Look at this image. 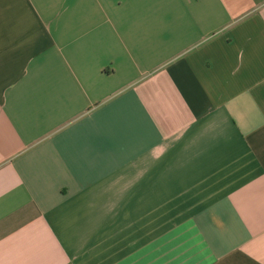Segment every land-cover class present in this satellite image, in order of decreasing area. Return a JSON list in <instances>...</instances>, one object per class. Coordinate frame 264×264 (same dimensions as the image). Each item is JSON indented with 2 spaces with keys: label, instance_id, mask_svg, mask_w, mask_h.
Instances as JSON below:
<instances>
[{
  "label": "crops",
  "instance_id": "crops-1",
  "mask_svg": "<svg viewBox=\"0 0 264 264\" xmlns=\"http://www.w3.org/2000/svg\"><path fill=\"white\" fill-rule=\"evenodd\" d=\"M0 264H264V0H0Z\"/></svg>",
  "mask_w": 264,
  "mask_h": 264
}]
</instances>
